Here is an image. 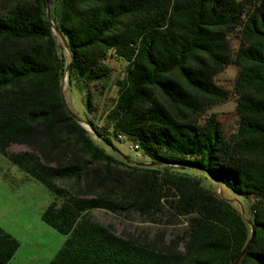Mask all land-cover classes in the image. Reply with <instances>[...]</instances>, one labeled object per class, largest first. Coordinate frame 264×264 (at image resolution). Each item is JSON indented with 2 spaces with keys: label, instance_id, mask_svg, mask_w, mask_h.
<instances>
[{
  "label": "trees",
  "instance_id": "1",
  "mask_svg": "<svg viewBox=\"0 0 264 264\" xmlns=\"http://www.w3.org/2000/svg\"><path fill=\"white\" fill-rule=\"evenodd\" d=\"M111 59L126 73L100 123H86L107 145L138 144L148 166L108 152L67 107L66 75L97 111ZM229 65L239 69L231 134L201 121L229 100L215 80ZM0 152L56 195L42 220L67 239L50 264H232L251 235L240 205L255 234L239 264H264V0L0 2ZM94 210L162 228L119 235ZM19 247L0 227V264Z\"/></svg>",
  "mask_w": 264,
  "mask_h": 264
},
{
  "label": "rangeland",
  "instance_id": "2",
  "mask_svg": "<svg viewBox=\"0 0 264 264\" xmlns=\"http://www.w3.org/2000/svg\"><path fill=\"white\" fill-rule=\"evenodd\" d=\"M32 0H0L6 8L19 2H30ZM250 7L249 5L247 6ZM54 35L60 51L66 57L67 63L71 61V52L63 36L54 29ZM240 34L233 32L229 35V42L233 49L240 45ZM111 69V76L103 84V93L95 94L94 105L97 109L92 115L84 104L83 94L69 85L68 76L63 80V94L68 109L76 116L81 124L86 127L93 139L105 148L108 152L115 154L128 163H141L144 166L150 165L149 161L142 157L135 159L134 153L130 150L129 141L114 140L115 147L105 144L86 123L88 117L100 123L98 117L113 104L116 96L117 81L123 79L127 63L123 60L111 59L108 62ZM239 69L234 65L227 66L215 78L216 82L229 91L230 98L224 103L213 106L201 115V121L210 117L216 118L222 125L225 133L231 134L237 129L238 114L236 112V80ZM25 146L13 145L10 151L25 150ZM191 173H199L191 169ZM59 185L69 187V182H58ZM214 188L219 187L222 196L229 200H236L238 196L228 187L215 183ZM56 200V195L45 185L30 177L18 165L13 163L7 156L0 152V227L12 234L20 243V247L8 264H50L60 248L65 243L67 236L42 220V213ZM92 216L95 220L104 225L110 226L117 234L128 233L138 234L140 232L151 233L153 236L159 229L160 224L142 222L144 218L135 214L132 220L114 215L112 213L94 210ZM160 217V216H159ZM165 221V218H160Z\"/></svg>",
  "mask_w": 264,
  "mask_h": 264
},
{
  "label": "water",
  "instance_id": "3",
  "mask_svg": "<svg viewBox=\"0 0 264 264\" xmlns=\"http://www.w3.org/2000/svg\"><path fill=\"white\" fill-rule=\"evenodd\" d=\"M240 209H241V213H242L243 217L247 220V222L251 228V235H250L249 241L247 242V244L245 245L243 250L240 252V254L237 256V258L234 260V262L232 264H239L240 263L241 259L246 254V252H247V250H248V248H249V246H250V244L254 238V234H255V232H254L255 226H254L252 220L250 218H247L245 211L241 205H240Z\"/></svg>",
  "mask_w": 264,
  "mask_h": 264
},
{
  "label": "built area",
  "instance_id": "4",
  "mask_svg": "<svg viewBox=\"0 0 264 264\" xmlns=\"http://www.w3.org/2000/svg\"><path fill=\"white\" fill-rule=\"evenodd\" d=\"M118 139L121 140V141H124L125 140V136L119 135ZM129 148L134 153L135 159H139V158L143 157L142 151H141V149H140L138 144L131 143Z\"/></svg>",
  "mask_w": 264,
  "mask_h": 264
}]
</instances>
